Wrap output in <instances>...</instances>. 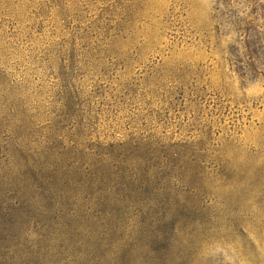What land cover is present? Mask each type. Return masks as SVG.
Returning a JSON list of instances; mask_svg holds the SVG:
<instances>
[{
    "label": "rangeland",
    "instance_id": "1",
    "mask_svg": "<svg viewBox=\"0 0 264 264\" xmlns=\"http://www.w3.org/2000/svg\"><path fill=\"white\" fill-rule=\"evenodd\" d=\"M0 264H264V0H0Z\"/></svg>",
    "mask_w": 264,
    "mask_h": 264
}]
</instances>
